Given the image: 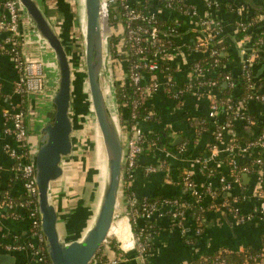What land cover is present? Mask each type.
Masks as SVG:
<instances>
[{
	"label": "built area",
	"instance_id": "obj_1",
	"mask_svg": "<svg viewBox=\"0 0 264 264\" xmlns=\"http://www.w3.org/2000/svg\"><path fill=\"white\" fill-rule=\"evenodd\" d=\"M76 4V0H71ZM205 10L201 13L195 0H102L103 10L106 15V24L109 28V35L104 39V72L102 85L109 107L115 119L123 145L122 176L119 191V198L115 212L113 225L117 221L127 219L129 223V241L119 242L121 253L117 255L113 250L105 259L98 257L93 264H120L124 254L129 250L136 251V258L140 264H150L149 238L152 233L139 234L134 227L152 228L157 226V221L169 218L183 229L185 218L189 210L194 207L199 210L206 209L205 198L208 196L215 200L220 192H233L234 184L240 182V175L256 171L260 174V182L257 190H262L264 185V157L257 155L250 159L249 166H242L237 159L230 161L232 175L229 179L221 177L218 187L210 184L202 188L196 184L190 174L181 176V183L191 195L192 202L182 199H171L164 197L162 200L148 201V197L138 198L132 191L131 186L135 173L139 167V158L146 149L160 145L157 139L150 141V133L146 132L143 123L158 121L156 113L152 110L142 114V108L148 105V100L159 92L166 93L171 99L180 105L186 96L196 95L202 91L211 97L210 117L217 118L219 114L226 116L222 126L217 127V140L221 139L220 132L231 131L234 123L238 120H246L254 123L253 119L244 114L246 102L255 99L264 102V91L259 93L255 90L253 80V65L259 57V50L264 48V37L254 41L253 50L247 53L242 60L241 72L246 79V89L250 92L240 100L232 94V98L221 101L214 99L212 90L217 88V82L208 80L207 71L200 64L199 60L204 55L215 58V65L220 60L219 50L214 48V40L224 39L223 28L220 22L212 17V11L220 8L219 0H203ZM157 5L155 9V5ZM72 7L73 4L71 3ZM114 11V19L117 27L110 24L109 10ZM74 10V9H73ZM77 11V4L74 12ZM163 15V16H162ZM173 21L164 28L161 20ZM187 22L194 30V38L188 45L183 43L180 26ZM246 23L240 22L239 28L247 29ZM83 46L81 52L77 35L72 37L69 58L73 70V76L86 81L87 71L85 63V37L86 25L85 15L83 24ZM116 36L117 42L113 43L112 38ZM219 41V40H218ZM31 47V49H30ZM51 49L48 42L41 36L35 23L28 16L24 6L19 0H0V53L9 55L15 63L18 79L15 82V91L22 97L38 96L48 90V76L46 73L47 51ZM195 55L194 61H189L190 56ZM190 63H189V62ZM180 64V65H179ZM186 66L187 81L178 85L175 80V73L180 67ZM232 74L225 76V80L231 88H235V81ZM117 88H122L121 104L117 95ZM237 90V88H235ZM235 91V90H234ZM89 94V91L87 92ZM90 112L94 115L92 107ZM12 124L11 132L17 142V147H8L10 157L15 161V173L22 179L25 188V198L21 206L25 207L30 220V239L25 243L6 245L8 250L23 251L28 249L37 264H51L45 236L42 231L41 216L38 206V187L35 176V157L37 145L29 143V131L26 122V111L18 105L12 112L4 115ZM95 117V115H94ZM95 124L97 122L95 120ZM98 139L102 138L97 125ZM156 135V134H155ZM159 135H157L156 138ZM260 149L264 151V131L253 141L244 145L242 151ZM227 153L236 150L235 145L225 146ZM183 151V149H181ZM219 148L213 145L211 148L212 157L218 155ZM229 155V154H227ZM210 161V160H209ZM203 168H208V160L197 158ZM164 165V163H161ZM162 166V165H160ZM145 171L149 174L157 171L155 165H149ZM210 175L212 171L208 170ZM259 193V192H258ZM257 193V194H258ZM7 206L14 208V200L6 193ZM119 199L126 205V211L118 210ZM234 202H238L235 196ZM211 207H218L215 202ZM233 217L239 222L247 221L258 213L264 214V201L260 200L254 212L243 215L237 208L232 210ZM112 225V227H113ZM115 232H117L115 230ZM114 232V233H115ZM201 229H197V234ZM116 234H109L106 241L116 238ZM143 235H146L143 237ZM104 242V243H105ZM264 246V244H263ZM247 250V249H246ZM256 264H264V250ZM92 263V262H91ZM25 264H30L26 261ZM189 264V263H186ZM204 264H228L224 258L218 256L213 261Z\"/></svg>",
	"mask_w": 264,
	"mask_h": 264
},
{
	"label": "crops",
	"instance_id": "obj_2",
	"mask_svg": "<svg viewBox=\"0 0 264 264\" xmlns=\"http://www.w3.org/2000/svg\"><path fill=\"white\" fill-rule=\"evenodd\" d=\"M219 1L221 6L212 11V17L221 23L223 37L231 41L230 51L234 59L228 69L234 77H237L241 73L243 58L253 50L254 36L261 34L264 37V0ZM37 2L48 14L49 21L61 39L70 44L73 37L72 15H74L70 0H37ZM195 5L203 13L205 10L203 0H195ZM156 7L157 5L155 9ZM240 22L253 23L249 33L243 38L238 37ZM115 28H118L117 25ZM180 30L183 34V43L186 45L191 43L195 32L190 25L183 22ZM259 55L260 59L254 63L255 69L253 65V80L255 90L262 93L264 91V48L259 50ZM197 57L191 55L189 61H194ZM46 60L47 92L24 98L15 91V82L18 79L15 63L9 55L0 53V245L3 247L12 245L16 241L19 244L25 243L30 239V220L27 210L21 206V200L25 198L24 183L15 173V161L10 157L8 150V147L14 148L18 144L11 132L12 124L4 115L12 112L18 105L24 108L29 143L38 145L41 129L53 115L52 98L58 83V69L52 49H48ZM178 70L175 73V80L178 85H183L188 76L186 66ZM80 78L81 75L77 80ZM78 85H75L73 89L79 91ZM221 93L219 87L212 90L214 99L220 98ZM233 93L239 96L243 90L237 88ZM148 105L160 111V118L155 123H143L144 130L159 136L163 133L165 139L162 138V142L156 148L146 149L139 158V167L131 186V191L138 198L175 196L192 202L190 191L180 183L183 174H190L196 184L202 188L210 184L219 188L218 181L221 177L233 178L230 166L232 159H237L242 166H249L251 158L257 155L264 157V151L260 149L242 151L245 144L253 141L264 131L261 129V124H264V102L255 99L247 101L243 112L253 119L254 123L244 119L238 120L231 131L220 132V140L216 138L217 131L221 130L217 125L222 126L227 118L223 114H219L216 119L210 117L211 97H208L205 92L200 91L196 95L186 96L180 105L166 93L159 92L149 98ZM214 144L219 148L216 157H212L211 153ZM229 145H235L236 150L230 153L224 151L225 146ZM197 158L207 159L208 168H203L197 162ZM149 165H155L157 171L147 173L145 169ZM63 168L65 175L64 165ZM209 169L212 171L211 175ZM260 179V174L256 171L248 172L240 175V182L234 184L233 192H220L215 200L207 196L204 202L208 209L206 208L201 222L198 221L193 209L188 211L183 229L169 218L158 220L159 230L149 240L150 264H186L213 252L260 249L264 239V214L258 213L259 215L247 221L239 222L235 220L232 212L234 208H237L243 215L252 214L260 200L264 201V185L262 190H257ZM70 182L67 177L62 181H55L50 191L51 199L59 211V233L67 243L74 238V233H80L88 226V221L85 222L84 219L83 221L73 220L76 216L74 202L81 199H78V195L75 196L74 185ZM6 193L14 200V208L7 206ZM235 196L238 197V202H234ZM95 197L92 190L90 195L92 204L88 207L85 203L86 214L92 211V206L97 199ZM119 202L118 209L126 211L125 203L120 199ZM213 202L218 207H211ZM120 221H117V224ZM120 225L118 231L115 229L117 232L113 234H116L117 241L126 243L129 241V229L123 231L122 228L126 226L125 221H121ZM198 228L201 229L199 234H197ZM109 255L111 253L107 256ZM124 255L120 264H140L135 250H129ZM19 257V264H25L26 261L37 264L32 261L33 257L28 249L19 251Z\"/></svg>",
	"mask_w": 264,
	"mask_h": 264
},
{
	"label": "water",
	"instance_id": "obj_3",
	"mask_svg": "<svg viewBox=\"0 0 264 264\" xmlns=\"http://www.w3.org/2000/svg\"><path fill=\"white\" fill-rule=\"evenodd\" d=\"M41 36L53 50L58 83L52 98L53 115L41 129L34 162L42 231L51 264H91L110 234L122 176V140L102 85L104 37L102 0H84L86 25L85 63L91 107L107 155V178L94 224L81 239L64 241L59 233V213L51 201L53 182L64 174L63 159L73 150V70L66 47L37 0H19ZM256 65H254V69ZM19 251L0 245V264H19Z\"/></svg>",
	"mask_w": 264,
	"mask_h": 264
},
{
	"label": "trees",
	"instance_id": "obj_4",
	"mask_svg": "<svg viewBox=\"0 0 264 264\" xmlns=\"http://www.w3.org/2000/svg\"><path fill=\"white\" fill-rule=\"evenodd\" d=\"M45 15L47 17L48 14L45 13ZM114 16V11H112L111 9L109 10V20H110V24L112 25V27L115 28V26L117 25V22L114 20L113 18ZM256 17V16H255ZM255 17L253 18V20L255 19ZM163 22L164 28L171 25L173 23V21H168V20H161V23ZM81 25V15L79 11H75L74 15H72V26H73V34L74 36H76V31L78 28H80L79 26ZM253 26L252 22L246 23V27L247 29H243L242 27L239 28L238 30V37L243 38L245 35H247L249 33V30L251 29V27ZM261 37H263L261 34H256L254 36V41H258V39H260ZM117 37L114 36L112 38V42L116 43L117 42ZM219 40V41H218ZM67 53H70V49L71 48V43H67L65 41H63ZM214 48H216L217 50H219V55L217 58H219L220 62L218 65H215L214 59L213 57H211L210 55H204L200 60V64L202 65V67H204L207 71L208 74V80L211 81H216L217 82V87H219V89L221 90V96H220V100L224 101L228 98H232V94L235 90V88H240L243 90V93H241V95L236 96L238 99L240 100L243 97L247 96V93H249L250 91L246 89V79L243 75V73L241 72L239 76L237 77H233L234 81H235V88H231L229 86V84L227 83V81L225 80V76L228 74H231L230 70L228 69V66L232 63L234 56L231 54L230 48H231V41L228 39H219L217 38L216 40H214ZM259 53V52H258ZM260 57V55H259ZM258 57V59H260ZM74 82V80H73ZM81 80H77L75 85L79 86V89H81ZM74 86V84H73ZM80 91V90H79ZM78 91L75 90V88L73 89V97L79 100H83L85 99L86 102L84 105L81 104L77 107L80 109V111H78V113L86 111V107L90 109L91 107V103H90V97L89 94H78ZM122 88H117V95H118V99L119 102L122 104L124 102V100H122ZM78 95V96H77ZM85 97V98H84ZM86 105V107H85ZM148 110H152L156 113L157 118H160V111L158 109H156L153 106H144L142 108V114H144L146 111ZM77 111V110H76ZM73 122L75 125V116L73 117ZM258 121V120H257ZM261 129L264 130V124H261ZM157 135L155 134H151L148 136V138L150 139V141H152L153 139H157L158 142H162V138L165 139L163 133L161 134V136H158L159 138H156ZM151 149H153V145L151 147ZM66 158V157H65ZM65 158L63 160H65ZM232 171V168H231ZM232 175H237L236 173H234L233 171L231 172ZM181 183V182H180ZM182 185V183H181ZM244 195V193L242 194V196ZM164 197H159V196H150L148 197V201H154V200H162ZM166 198H171V199H176L177 197L172 196V197H166ZM181 199V198H178ZM24 201V198L21 200ZM52 201V199H51ZM53 202V201H52ZM54 203V202H53ZM208 209V207H206ZM193 212L196 214V217L198 218V221L201 222V220L204 217V214L206 212L204 210H199L198 208L194 207L193 208ZM59 213V211H58ZM86 214V213H85ZM92 215V211L89 212L88 214L85 215V218L88 219V217ZM85 219V222H87V220ZM74 220V218H73ZM145 230H141L138 227H134V230L139 233V234H147L149 232L152 233V236L154 234H156L159 230V227L156 226L154 227V229H150L148 227L144 228ZM81 233V232H80ZM79 232L78 233H74V238H72V240H77V239H81V234ZM146 235H143V237ZM151 236V237H152ZM151 237H148L149 240ZM191 237H189L190 239ZM148 240V241H149ZM15 244H18V242L16 241ZM263 244H264V239H263ZM119 243L115 238H111L108 239L107 242H105L102 246V248L98 251V253L96 254V256L94 257L93 261L91 264H93L94 260H96L98 257H101L103 259H105L107 257V255L109 254V252L111 250H113L117 255H119L121 253V250L119 249ZM149 249H151V246L149 247ZM264 250V246H262L260 249H254V248H248L246 251H221V252H213L210 254H206V255H202L199 258H197L196 260L190 261L189 264H204V263H208L213 261L215 258H217L218 256H220L221 258H224L228 264H256L259 259H260V255L262 254ZM50 264V263H49Z\"/></svg>",
	"mask_w": 264,
	"mask_h": 264
},
{
	"label": "rangeland",
	"instance_id": "obj_5",
	"mask_svg": "<svg viewBox=\"0 0 264 264\" xmlns=\"http://www.w3.org/2000/svg\"><path fill=\"white\" fill-rule=\"evenodd\" d=\"M71 2V0H70ZM77 11L81 15V25L77 29L76 35L78 38V47L82 52L84 49L83 46V24H84V0H76ZM73 4V9L75 10L76 4ZM74 37V34H72ZM72 41V38H71ZM75 38L73 39V42ZM51 51V50H50ZM77 76H73V84L75 86L77 82ZM81 89L78 91V94H87V85L86 81L81 82ZM73 86V87H74ZM76 90V89H75ZM78 96V95H77ZM85 98V97H84ZM85 104L86 100H79L73 97L72 106H71V117L75 116V125L73 130V150L72 153L63 160V165L65 167V175L59 180H64L65 177L68 178V181L74 185L73 189L75 196L81 200H75L74 202V212L76 216L74 217L75 221H85V211L87 203L88 207L90 206L91 199L90 195L92 190L96 201L92 206V215L87 219V228H85L80 234L81 238L86 234L87 230L94 224L99 205L101 202L105 181L107 178V155L105 147L103 145L102 138L98 139L97 125L95 124V117L90 112V109L86 107V111L78 113L80 109L77 105ZM77 110V111H76ZM73 119V118H72ZM68 169V170H67ZM70 169V170H69ZM68 172V173H67ZM78 191V192H77ZM83 204V206H82ZM119 210V209H118ZM93 222V223H92Z\"/></svg>",
	"mask_w": 264,
	"mask_h": 264
},
{
	"label": "bare ground",
	"instance_id": "obj_6",
	"mask_svg": "<svg viewBox=\"0 0 264 264\" xmlns=\"http://www.w3.org/2000/svg\"><path fill=\"white\" fill-rule=\"evenodd\" d=\"M108 35H109V28H108V26L106 24V15H105V11L103 10V37H104V39ZM87 88H88V85H87ZM87 91H88V89H87ZM121 221H125L126 222V226L124 228H122L123 231H125L126 229H129V226H128V223H127L126 219H122ZM120 222L118 223L117 226H114L115 224L113 225V227L111 228V231H110L111 234H113L115 232V229L118 231L119 226L121 227Z\"/></svg>",
	"mask_w": 264,
	"mask_h": 264
}]
</instances>
